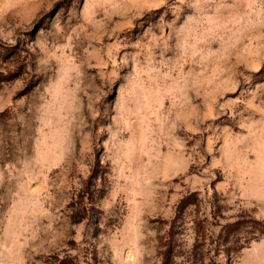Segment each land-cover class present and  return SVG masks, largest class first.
Returning a JSON list of instances; mask_svg holds the SVG:
<instances>
[{
	"label": "rangeland",
	"instance_id": "rangeland-1",
	"mask_svg": "<svg viewBox=\"0 0 264 264\" xmlns=\"http://www.w3.org/2000/svg\"><path fill=\"white\" fill-rule=\"evenodd\" d=\"M263 229L264 0H0V264H264Z\"/></svg>",
	"mask_w": 264,
	"mask_h": 264
},
{
	"label": "trees",
	"instance_id": "trees-1",
	"mask_svg": "<svg viewBox=\"0 0 264 264\" xmlns=\"http://www.w3.org/2000/svg\"><path fill=\"white\" fill-rule=\"evenodd\" d=\"M81 198H83V196H81ZM190 197H184L179 204V209L181 212H183V210L188 207V205H190L192 203V200L189 199ZM243 221L241 220H237L234 222H229L226 224L225 229L227 231V241H230V237H234L235 235H237L238 233L241 232ZM262 233H264V229L262 230ZM258 238V237H257ZM255 238V239H257ZM243 247V246H242Z\"/></svg>",
	"mask_w": 264,
	"mask_h": 264
}]
</instances>
